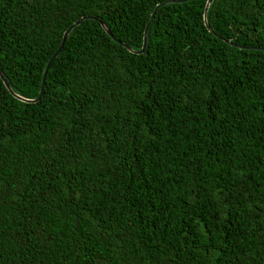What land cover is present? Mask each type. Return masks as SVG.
<instances>
[{"label":"trees","instance_id":"obj_1","mask_svg":"<svg viewBox=\"0 0 264 264\" xmlns=\"http://www.w3.org/2000/svg\"><path fill=\"white\" fill-rule=\"evenodd\" d=\"M206 2L0 0L28 99L90 16L0 76V264H264V0Z\"/></svg>","mask_w":264,"mask_h":264},{"label":"water","instance_id":"obj_2","mask_svg":"<svg viewBox=\"0 0 264 264\" xmlns=\"http://www.w3.org/2000/svg\"><path fill=\"white\" fill-rule=\"evenodd\" d=\"M211 1H212V0H207V2H206V5H205V12H204V19H205V15H206L207 7H208V5H209V3H210ZM154 11H155V10H154ZM154 11H153V13H154ZM153 13H152V14H153ZM88 17H90V16H83V17L79 18V19L76 20V21H75V22H74V23H73L68 29H66V30L64 31L63 36H62V38H61V41H60V44H59L58 48L56 49V51L54 52V54L51 56V58L48 60L46 66H45V69H44V71H43L42 80H41V88H40L39 94H38L35 98H33V99L23 98V97H20L19 95L15 94V93L13 92V90L10 88L9 83L6 81V79H5L4 75H3V73H2L1 70H0V76H1V78H2V80H3V82H4V84H5L6 88L9 90V92L12 93L15 97H17V98H19L20 100H23V101H28V102H34V101H37V100L40 98L41 94H42V89H43V85H44V82H45V76H46V73H47L48 67H49V65H50V63H51V60H52L55 56H57V54L60 52V50H61V48H62V46H63V44H64V42H65V39H66V37H67V35H68L70 29L73 28L75 25H78L83 19H86V18H88ZM102 25H103V27H105L103 23H102ZM147 28H148V24L146 25L145 30H144L142 47H141L140 50H138V51H136V52H140V53H141V52H143L144 49H145ZM107 32H109V31L107 30Z\"/></svg>","mask_w":264,"mask_h":264}]
</instances>
